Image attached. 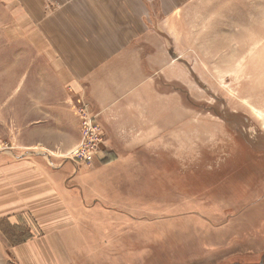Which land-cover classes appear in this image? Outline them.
Instances as JSON below:
<instances>
[{
  "label": "rangeland",
  "instance_id": "374dc122",
  "mask_svg": "<svg viewBox=\"0 0 264 264\" xmlns=\"http://www.w3.org/2000/svg\"><path fill=\"white\" fill-rule=\"evenodd\" d=\"M157 7L126 95L97 108L53 87L37 30L0 6L1 246L62 226L73 264H264V0Z\"/></svg>",
  "mask_w": 264,
  "mask_h": 264
},
{
  "label": "crops",
  "instance_id": "0c3cea01",
  "mask_svg": "<svg viewBox=\"0 0 264 264\" xmlns=\"http://www.w3.org/2000/svg\"><path fill=\"white\" fill-rule=\"evenodd\" d=\"M158 3L159 0H0L5 13L22 15L24 29L37 30V37L29 38L28 44L35 48L37 61L45 63L53 87L69 101L72 90L83 88L91 93V102L97 108H106L105 102L116 103L126 95L117 89L119 78L127 75L126 62L138 60V55L141 61L143 44V52H150L149 45L155 44L149 42L152 37L148 32ZM128 77L133 78L132 74ZM119 119L116 117L117 123ZM66 161L62 170H73L66 181L76 184L81 167L75 161ZM111 204L106 198L91 199L92 207L125 215V209ZM6 223L13 228V219L7 217ZM45 231L43 237L15 246L0 245V264H73L74 252L65 229L57 226Z\"/></svg>",
  "mask_w": 264,
  "mask_h": 264
},
{
  "label": "built area",
  "instance_id": "2783aa9c",
  "mask_svg": "<svg viewBox=\"0 0 264 264\" xmlns=\"http://www.w3.org/2000/svg\"><path fill=\"white\" fill-rule=\"evenodd\" d=\"M68 159H70V160H72V161H75V162H77V163H79V159L77 158V156L76 155H73V156H68Z\"/></svg>",
  "mask_w": 264,
  "mask_h": 264
},
{
  "label": "water",
  "instance_id": "95a60500",
  "mask_svg": "<svg viewBox=\"0 0 264 264\" xmlns=\"http://www.w3.org/2000/svg\"><path fill=\"white\" fill-rule=\"evenodd\" d=\"M233 264H236V263H233ZM241 264V263H240ZM259 264H263V262L261 261V263H259Z\"/></svg>",
  "mask_w": 264,
  "mask_h": 264
},
{
  "label": "bare ground",
  "instance_id": "6f19581e",
  "mask_svg": "<svg viewBox=\"0 0 264 264\" xmlns=\"http://www.w3.org/2000/svg\"><path fill=\"white\" fill-rule=\"evenodd\" d=\"M40 262V261H39ZM236 264H240V263H236ZM258 264H259V261H258Z\"/></svg>",
  "mask_w": 264,
  "mask_h": 264
}]
</instances>
